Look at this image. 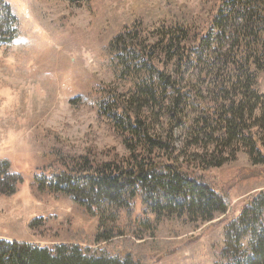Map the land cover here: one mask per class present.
Segmentation results:
<instances>
[{
  "label": "trees",
  "instance_id": "trees-1",
  "mask_svg": "<svg viewBox=\"0 0 264 264\" xmlns=\"http://www.w3.org/2000/svg\"><path fill=\"white\" fill-rule=\"evenodd\" d=\"M17 37L18 19L0 0V47ZM104 53L117 80L130 88L101 86L93 100L127 154L105 162L59 154L34 177V194H63L98 219L103 232L97 244L123 238L135 227L133 237L141 240L150 216L156 223L172 218L209 223L228 213V194L215 191L186 160L193 157L195 167L206 172L243 151L253 166L264 165V93L258 90L264 0H218L213 19L196 34L186 24L150 33L135 24L115 36ZM175 132L181 133L179 148ZM22 182L8 162H0L2 196L16 195ZM137 199L142 218L135 217ZM224 238L220 264H264V190L249 197ZM146 263L131 253L111 256L81 244L50 248L0 240V264Z\"/></svg>",
  "mask_w": 264,
  "mask_h": 264
},
{
  "label": "rangeland",
  "instance_id": "rangeland-1",
  "mask_svg": "<svg viewBox=\"0 0 264 264\" xmlns=\"http://www.w3.org/2000/svg\"><path fill=\"white\" fill-rule=\"evenodd\" d=\"M3 1L18 19V37L0 47V162H8L23 182L13 197L0 194V240L50 248L81 244L111 256L131 253L146 264H220L225 227L250 196L264 190V165L253 166L243 151L235 161L206 172L196 168L193 157L186 160L215 191L228 194V213L209 223L187 218L156 223L150 216L141 240L133 237V225L127 236L97 244L103 232L98 219L63 194L35 195L32 189L34 177L59 154L99 162L127 154L122 137L93 100L101 86L130 88L117 80L104 53L111 40L135 24L147 33L186 24L196 34L213 19L218 0ZM258 90L264 93V72ZM175 137L179 148L181 133ZM136 209L135 217L142 218L139 199ZM35 220L41 225L32 226Z\"/></svg>",
  "mask_w": 264,
  "mask_h": 264
}]
</instances>
